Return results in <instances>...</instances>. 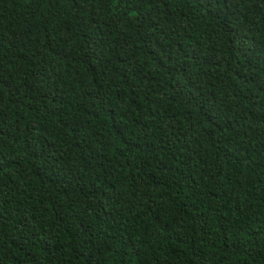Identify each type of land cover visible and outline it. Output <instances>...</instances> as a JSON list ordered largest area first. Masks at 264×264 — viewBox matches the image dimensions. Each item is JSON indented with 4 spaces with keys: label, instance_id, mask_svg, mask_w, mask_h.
Segmentation results:
<instances>
[{
    "label": "trees",
    "instance_id": "1",
    "mask_svg": "<svg viewBox=\"0 0 264 264\" xmlns=\"http://www.w3.org/2000/svg\"><path fill=\"white\" fill-rule=\"evenodd\" d=\"M0 264H264V0H0Z\"/></svg>",
    "mask_w": 264,
    "mask_h": 264
}]
</instances>
